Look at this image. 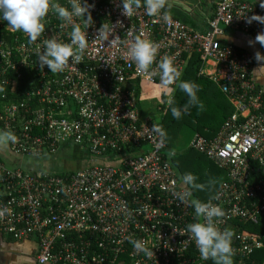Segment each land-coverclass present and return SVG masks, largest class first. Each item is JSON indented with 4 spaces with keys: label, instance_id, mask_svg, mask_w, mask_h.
Returning a JSON list of instances; mask_svg holds the SVG:
<instances>
[{
    "label": "built area",
    "instance_id": "1",
    "mask_svg": "<svg viewBox=\"0 0 264 264\" xmlns=\"http://www.w3.org/2000/svg\"><path fill=\"white\" fill-rule=\"evenodd\" d=\"M53 2L70 8L69 0ZM87 3V23L83 17L62 21L50 8L44 32L31 44L22 32L21 38H4L2 30L14 31L0 22V85L6 88L0 96V131L16 137L7 145L13 155L35 159L70 143L114 163L49 174L9 168L0 159V234L13 241L34 238L35 264H209L194 241L180 234L196 220L192 196L183 203L177 199L186 188L164 156L162 127L140 116L128 84L135 79L161 85L158 62L165 56L180 81L188 57L197 53L198 75L212 81L234 111L214 136L195 133L189 146L227 173L208 202L223 210L214 225L233 233L232 260L241 264L263 245L256 235L235 232L233 221L264 224V177L257 175L264 170V90L252 79L251 56L218 38L227 27L255 40L264 25L246 20L264 14L239 0H218L207 31L195 33L163 10L167 21L146 15L143 6L127 17L120 0ZM73 24L87 39L82 61L70 59L59 73L40 69L43 41L54 36L70 43ZM136 38L157 49L144 73L127 54ZM23 70L33 79L20 88ZM140 143L142 151L117 156ZM129 238L144 242L153 255L137 253Z\"/></svg>",
    "mask_w": 264,
    "mask_h": 264
},
{
    "label": "clouds",
    "instance_id": "2",
    "mask_svg": "<svg viewBox=\"0 0 264 264\" xmlns=\"http://www.w3.org/2000/svg\"><path fill=\"white\" fill-rule=\"evenodd\" d=\"M258 2L260 8L264 9V0H258ZM69 4L70 8H66L53 0H0V22L6 21L12 31L26 34L28 43L31 44L37 41L44 32L43 21L50 8L62 21L71 22L73 17H83L86 23L91 22L89 14L91 5L87 3V0H69ZM120 4L123 15L127 17L132 16L137 8L143 6L146 15L164 21L168 20V16L162 12L166 7L167 0H120ZM253 21L264 25V16L252 15L246 20L249 24ZM255 42L264 47V30L255 36ZM252 43L253 41H249V45ZM86 47L85 32L81 30L80 26L73 24L70 43H61L54 36L43 41L42 50L38 52L37 64L40 69L46 66L52 73L62 72L70 59L74 63L82 61ZM156 52V46L151 41L136 38L130 43L127 54L135 63L137 71L144 73L153 64ZM254 56L257 62L264 61V56L260 52H256ZM158 69L161 87L168 96L167 103L170 106L171 115L174 119H179L182 110L187 111V108L181 109L174 106L175 89L171 85L179 81L180 73L172 59L167 56L158 62ZM177 87L188 97L189 104H197L198 86L195 83L179 81ZM15 139L12 132L0 131V147L14 143ZM180 180L185 186L203 189V185L196 183V177L191 173H185L180 177ZM189 197H191V191L187 188L182 194L177 195V199L182 203ZM189 204L194 210L196 220L186 224L184 231L180 234H186L188 239L194 241L202 260L211 259L213 264H232L233 233L227 229L221 231L214 225V218L223 217V210L218 205L212 204L211 201L201 202L191 199ZM129 242L137 253L153 255V252L146 248L141 240L129 238Z\"/></svg>",
    "mask_w": 264,
    "mask_h": 264
},
{
    "label": "trees",
    "instance_id": "3",
    "mask_svg": "<svg viewBox=\"0 0 264 264\" xmlns=\"http://www.w3.org/2000/svg\"><path fill=\"white\" fill-rule=\"evenodd\" d=\"M15 35L22 37V33L19 31L8 32L2 30V36L6 39H10ZM201 61L197 53H193L188 57L187 65L180 81H190L198 86L196 93L198 102L195 105L188 103V97L177 87H174V106L178 108H187V111L182 110L181 117L174 119L171 115L170 106L167 103L168 96L165 90L161 92V103L158 105L160 114L154 119L161 125L164 138L165 147L163 149L164 156L168 158L173 167H176L178 175L181 177L185 173H191L196 177V183L203 185V189H193L190 186H185L191 191L192 199L199 200L201 202H208L211 199L219 185L227 179V173L225 170L217 167L212 161H210L205 155L192 149L190 146L186 147L183 151L177 152L173 147L178 137L180 128L183 125H187L195 133H199L205 137L214 136L226 119L233 113L234 108L229 103L227 98L220 92L217 86L212 83L207 77L198 75ZM22 79L19 80L20 88L27 85L32 79L33 74L27 70L22 71ZM135 81V83H134ZM146 84L161 85L157 83H149L143 81ZM133 90V100L138 108L137 100L142 94L141 80H131L128 83ZM6 89L0 85V96L2 91ZM144 89L150 92V89L146 86ZM8 90V88H7ZM139 110V108H138ZM140 116L143 117L139 111ZM144 144L140 143L137 147L128 145L117 153V156L127 155L130 156L137 151H142ZM115 153H113V156ZM1 159V158H0ZM2 160V159H1ZM72 172V171H71ZM70 173V172H68ZM258 177H264V170L257 172ZM235 232H247L249 234L256 235L263 245L261 248L253 251L251 255L244 258L241 264H264V224H242L233 221ZM209 264H213V261L209 259ZM232 264H236L235 260H232Z\"/></svg>",
    "mask_w": 264,
    "mask_h": 264
},
{
    "label": "crops",
    "instance_id": "4",
    "mask_svg": "<svg viewBox=\"0 0 264 264\" xmlns=\"http://www.w3.org/2000/svg\"><path fill=\"white\" fill-rule=\"evenodd\" d=\"M239 1L249 4L250 6L254 7L256 11L264 14V9L260 8L258 0ZM217 2L218 0H167L166 7L165 9H163V11L166 12L172 18L182 22L192 32L204 33L208 29L209 20L214 16ZM222 30V34L218 38L219 43L232 44L238 51L247 52L251 56L253 62L251 72L252 79L258 88L264 90V67H262L264 66V61L257 62L254 56L256 52H260L261 55L264 56L261 46L257 42H255L252 36L248 33L227 27H222ZM249 41H253V43L249 45ZM136 103L138 105L139 111L142 113L143 116L151 117L154 119V117L151 116L150 111H147L146 108H140L138 100ZM69 147H71L70 143H64L55 152L51 154L45 153L39 158H31V160L33 159L32 161H26L23 159L24 161L21 160V164L18 165H16V162L12 159H6L1 157L0 158L4 163L9 166H12V168L18 167L24 170L25 172L27 171L35 173L59 174L64 172H71L64 170H61L60 172L58 170H55V165L58 164L56 157L62 154L63 150H69ZM79 149H81V147H75V150ZM55 155L56 157H54ZM6 160H8V162H6ZM174 169L176 170V167H174ZM180 184L181 186L185 187V185L182 184L181 180ZM28 251L31 252L32 257L26 255ZM35 254L36 240L34 238H29L23 241H13L11 238L0 234V264H9V262H12L14 260L12 258L13 255L19 257L18 260L15 262L16 264H21V262L23 264H35ZM25 256H27L26 259H24Z\"/></svg>",
    "mask_w": 264,
    "mask_h": 264
},
{
    "label": "rangeland",
    "instance_id": "5",
    "mask_svg": "<svg viewBox=\"0 0 264 264\" xmlns=\"http://www.w3.org/2000/svg\"><path fill=\"white\" fill-rule=\"evenodd\" d=\"M209 68V67H206ZM152 84H146L141 80V93L142 95L139 96L138 104L140 108L144 109L146 108L147 111L151 112L152 117H157L160 112L158 110V105L161 103V92L164 91V89L158 85ZM148 87L150 89V92L144 87ZM194 131L192 128H190L187 125H183L178 133L177 140L175 142V146L173 147L177 152L183 151L190 143L191 139L193 138ZM74 144H71V147H69V150H63L62 154L56 155L57 165L55 170H58L61 172V170L64 171H75L80 170L92 165L96 164H110L112 165L114 162L111 159H101L102 157L93 156L90 154L86 148L81 147L79 150H75ZM68 146V145H67ZM0 157L6 158V159H12L16 162V165L21 164V160L26 161H32L31 158L25 159V157L19 156V155H13L9 152L7 146L0 147ZM23 160V161H24ZM8 162V160H6ZM6 164V163H5ZM7 167L12 168V166H9L6 164ZM56 171V172H58ZM17 255V254H16ZM13 255V261L9 262V264H16L15 262L18 260V256ZM26 255L29 257H32L31 252H27ZM27 256H25L24 259H26ZM21 264H23L21 262Z\"/></svg>",
    "mask_w": 264,
    "mask_h": 264
}]
</instances>
